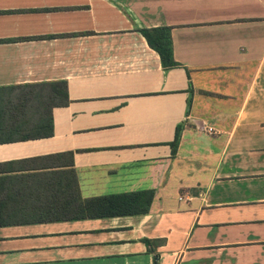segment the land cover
<instances>
[{"label": "crops", "instance_id": "crops-1", "mask_svg": "<svg viewBox=\"0 0 264 264\" xmlns=\"http://www.w3.org/2000/svg\"><path fill=\"white\" fill-rule=\"evenodd\" d=\"M157 26L167 71L138 31ZM0 39V86L69 98L52 136L0 143L7 199H66L52 174L154 190L142 215L1 226L0 264H264V0H0Z\"/></svg>", "mask_w": 264, "mask_h": 264}, {"label": "trees", "instance_id": "trees-1", "mask_svg": "<svg viewBox=\"0 0 264 264\" xmlns=\"http://www.w3.org/2000/svg\"><path fill=\"white\" fill-rule=\"evenodd\" d=\"M138 31L144 36L147 44L158 53L164 71L178 65L173 57L169 27L139 28ZM1 41L3 40L0 39ZM68 102L66 80L0 86V143L52 136V109ZM180 129V125H177L174 139L169 143L172 154H175L178 147ZM66 155L72 158V152H67ZM40 180L43 181L45 192L67 198L7 199L13 197L10 193L14 194V188L0 186V227L142 215L149 211L154 196L153 189H140L82 198L73 173L71 177H67L66 182L58 185L53 184V181L62 180L54 174ZM1 183L10 185L9 181L3 178L0 179ZM1 194L6 195L3 198ZM146 242L157 246L162 240L146 239ZM154 263L156 264V257Z\"/></svg>", "mask_w": 264, "mask_h": 264}, {"label": "built area", "instance_id": "built-area-1", "mask_svg": "<svg viewBox=\"0 0 264 264\" xmlns=\"http://www.w3.org/2000/svg\"><path fill=\"white\" fill-rule=\"evenodd\" d=\"M206 131H207L208 133H213V132H214V130H213L212 127H206Z\"/></svg>", "mask_w": 264, "mask_h": 264}]
</instances>
